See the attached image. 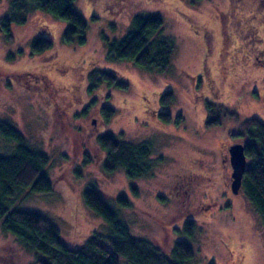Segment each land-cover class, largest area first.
<instances>
[{
  "label": "rangeland",
  "instance_id": "374dc122",
  "mask_svg": "<svg viewBox=\"0 0 264 264\" xmlns=\"http://www.w3.org/2000/svg\"><path fill=\"white\" fill-rule=\"evenodd\" d=\"M8 1L0 0V16ZM73 8L88 25L82 45L64 43L66 22L36 9L24 24L10 25L11 41L0 31V118L48 154L46 169L53 179L51 190L23 189L12 205L47 216L64 242L77 246L92 232L106 230L103 218L83 200L94 181L106 195L123 193L131 201L123 207L108 199L132 234L166 252L176 239L189 241L194 256L188 264H264L263 221L241 190L232 193L229 184L225 189L229 171L218 166L231 144L244 141L228 132L238 131L249 116L264 120V60L250 54L257 38L264 45V0H73ZM138 12L158 13L164 33L175 40L172 65L162 75L105 56L102 32L121 35ZM36 35L49 37L51 47L32 53L29 42ZM204 66L216 77L228 71L222 95L213 96L199 82L196 75ZM94 68L115 73L129 88L100 82L89 89ZM166 90L173 97L164 104L160 97ZM205 100L223 104L236 118L208 126ZM105 104L115 109L109 119L100 111ZM162 111L171 114L170 122L160 119ZM177 114L181 121L175 123ZM102 132L150 139L152 155L160 157L152 173L129 178L123 169L105 172V152L97 141ZM7 150L0 138V151ZM187 220L194 221L190 237L181 231ZM34 260L0 228V264Z\"/></svg>",
  "mask_w": 264,
  "mask_h": 264
},
{
  "label": "trees",
  "instance_id": "16d2710c",
  "mask_svg": "<svg viewBox=\"0 0 264 264\" xmlns=\"http://www.w3.org/2000/svg\"><path fill=\"white\" fill-rule=\"evenodd\" d=\"M194 3L201 0H192ZM46 12L64 20L66 26L62 41L82 45L86 42L88 25L73 8V0H9L7 11L0 16V31L6 41L12 40L10 25L24 24L33 10ZM115 28L113 23L109 24ZM105 56L114 61H131L138 67L156 75L166 73L171 65L176 43L164 33L161 16L153 12H138L131 16L128 28L119 36L109 37L102 32ZM32 53L51 47L52 40L43 35L33 36L29 42ZM12 57L13 54L9 53ZM89 89L100 82L107 86L128 89L129 83L115 73L101 68L89 72ZM173 93L161 94L164 104L172 100ZM205 123L220 125L227 119H235L234 111L213 100H205ZM104 119H109L115 109L107 104L100 108ZM163 122H170L167 111L159 113ZM181 121L179 114L174 122ZM229 135L244 138L247 164L240 190L264 224V120L257 116L243 119L236 132ZM0 138L9 144V150L0 151V228L12 235L26 250L35 256L30 264H188L194 256V248L185 239H176L168 252L150 240L131 233L130 227L108 199L118 205L130 207L131 201L121 193L106 195L98 184L91 181L83 191V200L95 214L101 216L105 233L94 231L83 243L69 246L62 239L57 225L47 216L34 210L19 209L12 205L20 191H49L53 179L47 173L48 154L29 143L24 133L13 123L0 118ZM104 150L103 170L107 173L123 169L129 178L145 177L152 173L159 158H155L150 139L125 140L118 134L102 132L97 135ZM158 157V156H157ZM89 159L86 158L87 162ZM134 189V188H133ZM194 221L187 220L182 233L192 235Z\"/></svg>",
  "mask_w": 264,
  "mask_h": 264
},
{
  "label": "flooded vegetation",
  "instance_id": "af4514ba",
  "mask_svg": "<svg viewBox=\"0 0 264 264\" xmlns=\"http://www.w3.org/2000/svg\"><path fill=\"white\" fill-rule=\"evenodd\" d=\"M264 19V15L262 16ZM252 32L254 34V36H259L258 33H256L254 27L252 29ZM260 44H262V38H257ZM256 42V46L255 44L253 45L254 50L250 53L252 55V57L258 59V60H264V45H261L259 43ZM249 58H251V56H248ZM205 67V66H204ZM202 68L201 72L199 74H197V78L199 79V82L204 81L206 83L207 88H209L210 93L213 96H218V95H222L224 93L223 87H222V83H223V77H226V74L228 73L227 70H225V74L221 75L219 74V76H213L212 74L210 75V73L208 72V70L205 68ZM244 144V141L241 142ZM220 155V154H219ZM221 158L218 161V166L219 168L222 167L224 170H226V168H228L227 174H226V181H225V189L227 187V184H229V190H231L232 193H234L231 189V171H232V167L230 164V158H229V149H227V153L222 154V156H220ZM230 182V183H229ZM240 188L238 190V192H236L235 194L239 193ZM234 261H236L235 256L233 257Z\"/></svg>",
  "mask_w": 264,
  "mask_h": 264
},
{
  "label": "water",
  "instance_id": "95a60500",
  "mask_svg": "<svg viewBox=\"0 0 264 264\" xmlns=\"http://www.w3.org/2000/svg\"><path fill=\"white\" fill-rule=\"evenodd\" d=\"M229 158L232 167L231 171V189L234 193L238 192L243 173L247 164V157L244 151V144L241 142L233 143L229 146Z\"/></svg>",
  "mask_w": 264,
  "mask_h": 264
}]
</instances>
